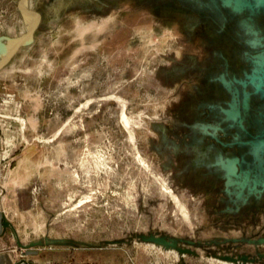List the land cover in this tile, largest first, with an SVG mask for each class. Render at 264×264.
I'll use <instances>...</instances> for the list:
<instances>
[{
	"label": "rangeland",
	"instance_id": "obj_1",
	"mask_svg": "<svg viewBox=\"0 0 264 264\" xmlns=\"http://www.w3.org/2000/svg\"><path fill=\"white\" fill-rule=\"evenodd\" d=\"M242 2L27 0L0 264H264V4ZM21 4L0 0L2 44Z\"/></svg>",
	"mask_w": 264,
	"mask_h": 264
},
{
	"label": "bare ground",
	"instance_id": "obj_2",
	"mask_svg": "<svg viewBox=\"0 0 264 264\" xmlns=\"http://www.w3.org/2000/svg\"><path fill=\"white\" fill-rule=\"evenodd\" d=\"M231 1L234 2V4L236 6H238V7L241 4H243L242 0H226L227 3H230ZM258 1H260L262 4H264V0H258ZM26 2H27V0H23L22 4H21L22 16L24 18V24L26 26V34H25V36L21 37L20 39H15V40L10 41V42H4V43H7V44H3L4 48H0V50L8 51L9 54H8V57H7L6 61L3 64H0V68L3 67L5 64H7V62L9 61L10 57L12 56V54L16 51V49L18 47L23 46L24 43H27L28 40H30L32 35H33V33L31 32V25H32L33 21L31 19L30 15L27 12ZM261 60H262L261 63H264V55H263ZM0 63H1V60H0ZM228 170H230V172L233 173V171L235 170L234 162H231L229 164ZM157 242H159L161 244H164V241L159 240V239L157 240Z\"/></svg>",
	"mask_w": 264,
	"mask_h": 264
},
{
	"label": "water",
	"instance_id": "obj_3",
	"mask_svg": "<svg viewBox=\"0 0 264 264\" xmlns=\"http://www.w3.org/2000/svg\"><path fill=\"white\" fill-rule=\"evenodd\" d=\"M23 1V0H22ZM35 24L32 22V25H31V32L33 33V31L35 30ZM0 48H4V45L0 42ZM14 54V53H13ZM12 54V55H13ZM12 57V56H11ZM10 57V58H11ZM10 60V59H9ZM5 224V226H6V223H4Z\"/></svg>",
	"mask_w": 264,
	"mask_h": 264
}]
</instances>
